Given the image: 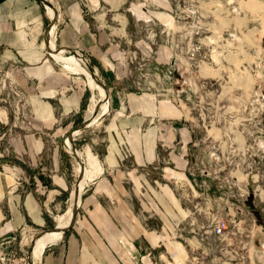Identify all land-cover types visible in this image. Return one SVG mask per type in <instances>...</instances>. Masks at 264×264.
I'll return each mask as SVG.
<instances>
[{"label": "crops", "instance_id": "1", "mask_svg": "<svg viewBox=\"0 0 264 264\" xmlns=\"http://www.w3.org/2000/svg\"><path fill=\"white\" fill-rule=\"evenodd\" d=\"M145 1L49 0L56 10L49 43L51 17L40 0H0V100L9 101L0 104V264H28L31 239L59 224L72 198L76 167L65 140L90 90L80 72L49 53L50 45L63 55L78 53L93 69L123 75L130 21L145 18ZM142 95L110 94L99 140L87 146L97 173L81 190L72 227L45 247L38 264H148L146 249L156 251L160 237L147 232L146 210L151 207L158 227L166 225L163 217L176 221L177 196L162 186L160 170L186 177L187 159L172 160L173 170L154 166L146 173L160 162L155 125L144 128ZM82 132L73 135L75 143Z\"/></svg>", "mask_w": 264, "mask_h": 264}, {"label": "rangeland", "instance_id": "2", "mask_svg": "<svg viewBox=\"0 0 264 264\" xmlns=\"http://www.w3.org/2000/svg\"><path fill=\"white\" fill-rule=\"evenodd\" d=\"M165 1L146 0L145 18L130 21L123 75L94 68L109 103L110 94H143L144 128L155 125L160 162L146 166L147 174L187 159L186 177L160 170L162 186L177 196L178 215L158 227L146 210L147 232L160 237L156 251L146 249L148 264H264V0ZM83 76L90 91L75 128L99 96ZM101 126L102 118L79 130L78 151L99 140Z\"/></svg>", "mask_w": 264, "mask_h": 264}, {"label": "bare ground", "instance_id": "3", "mask_svg": "<svg viewBox=\"0 0 264 264\" xmlns=\"http://www.w3.org/2000/svg\"><path fill=\"white\" fill-rule=\"evenodd\" d=\"M46 8L48 9L50 13V17L52 18L53 15L52 11L48 8V6H46ZM49 36L53 37L52 31H49L48 33V40L49 43H51V37L49 38ZM54 48L55 47H53L51 44L50 45V51H52L51 55H53L55 59L61 61L66 67H68V69L74 70L76 72H80L83 75H85L89 79L90 87L94 91L98 92L99 96L97 99L95 97H92L93 99L91 100V103L88 107V111L85 117V119H88L90 121V123L87 126L97 123L102 118V116L105 115L109 110V97L106 95V91L104 87L93 78V76L91 75L88 69L86 60L77 58L72 54L70 56H64L63 54L55 52V50H51ZM78 131L79 130L73 131L72 135H75ZM67 143L69 144V141H67ZM77 153L78 155L82 154L85 156L86 165H87V168L85 165L84 177L81 179V181L78 184L79 193H80L85 182L89 180L88 178L97 170V161L95 160V156L88 148H86L84 152L77 150ZM78 171H80V167L78 168ZM75 197H76V190L74 188V192H72V198L69 209L64 215L58 217L57 221L59 224H57V227H65L70 221V215L72 213ZM60 234L61 233L56 231H49L36 239L35 246L33 247V250L31 251L30 254L33 264L39 263L45 247L48 244L55 242L60 237Z\"/></svg>", "mask_w": 264, "mask_h": 264}, {"label": "water", "instance_id": "4", "mask_svg": "<svg viewBox=\"0 0 264 264\" xmlns=\"http://www.w3.org/2000/svg\"><path fill=\"white\" fill-rule=\"evenodd\" d=\"M44 5L48 6L53 15V19L52 21L55 20V15H56V10L55 8L53 7V5L49 2V0H40ZM53 23V22H52ZM48 25V28H47V35L50 31V28H51V25ZM71 51V54L77 58H80V59H84L81 55H79L78 53ZM88 66V69L91 73V75L93 76V78L99 83L101 84L105 91H106V95L109 97V91L108 89L105 87L104 83L101 82L97 76H96V72L95 70L89 65L87 64ZM90 123V121L88 119H85L83 118L82 122L76 126V128L73 129V131L75 130H81L85 127H87V125ZM73 131H71L68 136H67V141H69V146H70V150H71V153L74 155L73 157L75 158V160L77 161L78 163V166L80 167V171L78 173V176H77V179H76V182H75V190H76V197H75V201H74V205H73V208H72V213L70 215V221L68 222V224L65 226V227H57V225H55L54 227L50 228V229H47V230H42L40 231L39 233H37L32 239H31V242H30V245H29V248H28V252H27V263L28 264H33V261L31 259V251L33 250V247L35 246V243H36V239L39 238L41 235L45 234L46 232H49V231H56V232H59V233H63V232H66L67 230H69L73 223H74V220H75V217H76V214H77V210H78V205H79V202H80V197H81V192L79 193V182L81 181V179L84 177V171H85V166H84V163L83 161L81 160V156L78 155L77 153V148L75 147V142H74V138H73Z\"/></svg>", "mask_w": 264, "mask_h": 264}, {"label": "built area", "instance_id": "5", "mask_svg": "<svg viewBox=\"0 0 264 264\" xmlns=\"http://www.w3.org/2000/svg\"><path fill=\"white\" fill-rule=\"evenodd\" d=\"M46 5H44V7H45ZM49 8V7H48ZM45 9H46V7H45ZM50 9V8H49ZM51 10V9H50ZM52 19H53V17L52 18H50V23H49V25L52 23V25H51V28H50V31L52 30V28L54 27V25H55V22H56V20H54V21H52ZM54 50V49H53ZM49 53H51V52H49ZM85 60V59H84ZM224 226H225V223H224V221H222V224L221 225H218L216 228H215V230H216V232L218 233V234H220V233H222L223 232V229H224ZM1 260H3V257H1Z\"/></svg>", "mask_w": 264, "mask_h": 264}]
</instances>
